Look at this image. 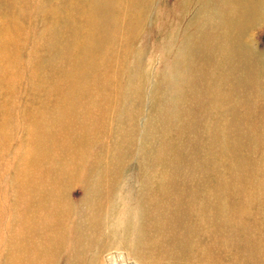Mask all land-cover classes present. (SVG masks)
I'll return each instance as SVG.
<instances>
[{
  "label": "rangeland",
  "instance_id": "obj_1",
  "mask_svg": "<svg viewBox=\"0 0 264 264\" xmlns=\"http://www.w3.org/2000/svg\"><path fill=\"white\" fill-rule=\"evenodd\" d=\"M96 1L0 0V112L3 110L9 116L1 131L10 138L7 142L0 139V195L14 192L13 166L24 152L34 147L22 124L24 114L34 105L37 111L51 115L50 104L44 102L48 90L53 88L52 83L59 82L55 86L59 93L64 92L71 74L68 68L74 70L64 55L65 45L49 40L57 32L69 41L89 39L94 42L89 48V57L97 65L93 68V80H89L90 89L83 95L91 112L80 111V115L90 121V116L96 114L100 96L106 95L112 101L122 94L129 100L125 111L110 109L103 115L101 126L91 129H95V135L100 133L101 141L90 142L89 147L99 154L98 161L107 164L105 175L109 184L115 182L113 197L107 198L111 203L108 212H112L107 228L114 240L107 245L85 242L78 247L83 254L74 258L58 254L54 263L108 264L106 256L112 253L113 264H264V245L257 248L248 242L245 248L234 246L232 243L244 239L243 235L227 238L221 233L223 236L216 238L211 233L217 226L211 222V214L199 220L201 225L204 222L202 228L189 237V228L193 225L189 219L173 217L157 204L151 205L148 193V183H151L150 188L157 192L154 194L162 195L154 180L164 182L175 177V170L181 177H200L203 185L211 187L210 181L225 161V156H221L224 142H210L208 129L215 131L210 123L214 111L203 110L204 115H198L192 109L197 103L194 98L200 101L208 95L206 82L199 81L194 72L188 77L191 65H179L175 70L172 66L184 45L199 44L204 32L216 34L224 28L218 20L224 17L225 0L215 3L211 0H140L135 6L139 7L140 14L132 25L127 16L130 0H110V9L106 10L100 8L101 3L91 8ZM203 5L214 13L211 19L202 13ZM54 8L63 15L58 16ZM143 11L146 12L141 17ZM91 13L95 21L87 34ZM247 42L250 57L254 59L248 72L250 83L245 86L247 94L240 96L242 101H234V115L227 118L224 114L218 120L222 124L235 121V161L243 162L249 179L258 181L264 177V13L258 20L257 17L250 20ZM175 78L179 82L174 83ZM189 90L192 98L187 96ZM208 97L203 104L207 107L210 106ZM170 103L174 107L169 111L175 113L165 112ZM183 107L187 109L184 114L180 112ZM164 115L168 116L166 124L161 118ZM59 147L50 149L55 157L62 154ZM224 150L226 153L227 148ZM105 152L109 153L106 157ZM203 155H209L205 159L212 161L209 159L199 168ZM66 161L71 163L73 158ZM174 162L180 168H174ZM54 164L60 167L57 161ZM144 164L152 165L150 171ZM120 165L119 176L113 181L110 178ZM222 173L225 177V172ZM59 188L66 190L71 201L80 203L83 197L80 185L67 182ZM172 192L180 194L178 187ZM150 211L152 214H148ZM238 216L248 225L244 234L249 240L264 238V230L256 233L249 229L253 220L264 226V209L249 210ZM250 216L254 219L250 220ZM170 228L173 234L181 236L180 244L171 239ZM197 233L204 235L202 239Z\"/></svg>",
  "mask_w": 264,
  "mask_h": 264
},
{
  "label": "bare ground",
  "instance_id": "obj_2",
  "mask_svg": "<svg viewBox=\"0 0 264 264\" xmlns=\"http://www.w3.org/2000/svg\"><path fill=\"white\" fill-rule=\"evenodd\" d=\"M139 1L130 0L127 5L129 24L135 22V18L140 14L137 10L139 7H135L139 5ZM211 2L215 3L216 0ZM224 2L227 4L223 10L224 17H219L218 20L219 25L223 23L224 28L217 30L216 34L206 35L204 32L199 44L184 45L172 66L175 70L179 65H191L192 71L189 69L191 72L188 71V77L194 72L197 73L199 81L206 82L210 96L205 95L204 99L200 97V101L198 97L194 98L197 103L192 109L198 115H204L203 110L216 112H213L210 120L215 126V131L208 129L209 137L211 143L224 142V145L221 144V156L226 157L223 158L225 163L217 168L215 177L210 181L211 187L203 185L200 177L190 175L181 177L175 170V177L168 178L164 182L154 180L155 186L163 191L162 195L154 194L157 192L152 191L151 183H148V193L151 205L157 204L173 217L189 219L190 224H193L189 228V237L202 228L204 222L201 221V225L199 220L201 218L204 220V215L211 214L213 215L211 222L214 221L217 225L211 232L213 236L220 238L224 235L232 238L243 235L244 239L236 240L232 244L245 248L250 242V245L256 244L259 248L264 245V238L258 236L249 240L244 234L248 225L238 214L264 209V177L258 181L251 177L249 179L245 173V164L235 161L234 158L235 121L232 119L230 124H222L218 118L225 115L230 118L234 115V101L235 103L238 100L242 101L240 96L247 92L245 86L250 83L248 72L254 60L250 57L248 30L250 20L256 17L258 20L264 13V0H225ZM98 3H101L102 10L110 9V0H97L91 8H95ZM54 10L58 16L63 15L58 9L54 8ZM207 11L210 10L203 5L202 13L211 19L214 13L210 11L207 14ZM144 12L146 11L141 13V17ZM93 13L88 17L87 34L95 21ZM124 19L123 23L128 27ZM56 34L49 42L65 45L64 55H67L74 70L72 72L68 68L71 74L64 92L59 93L56 88L55 85L59 86V82L52 83L53 88L48 90L47 100L44 102L50 104L51 115L47 116L46 113L37 111L34 105L24 114L22 124L34 147H30L32 149L27 153L24 152L21 159L13 166L11 179L15 185L14 192L0 195V263L2 264H55L58 254L69 258L83 254L84 251L78 250V247L85 242L98 241L107 245L114 240L107 228L112 214L108 212L111 203L107 198L113 197L115 182L109 184L105 175L108 171L107 164L100 156L101 161H98L96 156L99 154L96 155L89 147L90 142L92 144L93 141H101L98 137L100 133L97 132L95 135V129L93 131L91 129L101 126L103 115L105 116L110 109H127L129 100L122 94L120 97L118 94L119 99L112 101L106 99V95L100 96L95 111L98 117L95 114L93 117L90 116V121L84 120L80 111L91 112L90 107L83 101V95L90 89L89 80H93V68L97 65L95 60H90L88 52L94 42L89 41L88 36H86L88 40L81 42L69 41L58 32ZM182 69L186 70V68ZM173 82H179L178 78ZM114 88L113 91L117 94L116 86ZM182 90L184 91V87ZM189 95H192L190 90L187 96L192 98ZM207 97L210 105L208 107L203 105ZM173 107L174 104H171L165 112L175 113L169 111ZM179 110L180 108L178 112ZM180 112L184 114L187 109L183 107ZM0 114V139L7 142L10 138L1 131V127L9 121V116L3 110ZM161 118L166 124L165 119L168 116L164 115ZM116 122L118 124V120ZM55 146H60L62 151L58 157L50 151ZM224 147L227 148L226 153ZM106 154L109 153L105 152L104 157ZM207 157L209 155H203L199 168L209 161L210 158L205 159ZM70 158H73L71 163L66 161ZM48 161L52 165L57 161L60 167L55 164L49 165ZM143 166L149 171L152 168V165ZM177 166L180 168V164L174 162L173 167ZM120 167L121 165L117 168L114 177L110 178L113 181L117 180ZM222 172H225V177ZM67 182L82 187L83 197L80 203L71 201L65 194L66 190L59 188ZM175 187L179 188L180 194L176 195L172 192ZM179 211L181 214L185 212L184 216ZM148 214H152L151 211ZM250 214L256 213L250 212ZM253 219V216H250V220ZM249 229L250 232L260 233L264 230V226L253 220ZM170 230L171 239L180 244L181 236L173 234V228ZM197 234L200 235V239L204 236L201 233ZM158 237L160 238L159 235ZM187 239H183V242H187ZM114 259V255L110 253L106 256V263L109 261L108 264H113Z\"/></svg>",
  "mask_w": 264,
  "mask_h": 264
}]
</instances>
